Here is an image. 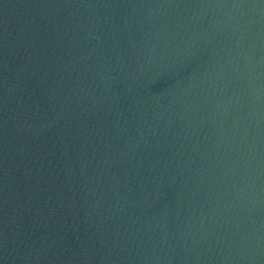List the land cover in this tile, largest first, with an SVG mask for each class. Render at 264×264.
<instances>
[{"label":"water","instance_id":"water-1","mask_svg":"<svg viewBox=\"0 0 264 264\" xmlns=\"http://www.w3.org/2000/svg\"><path fill=\"white\" fill-rule=\"evenodd\" d=\"M0 264H264V0H0Z\"/></svg>","mask_w":264,"mask_h":264}]
</instances>
